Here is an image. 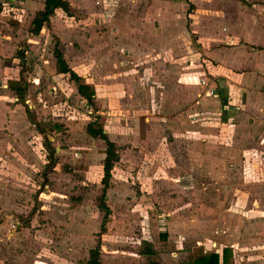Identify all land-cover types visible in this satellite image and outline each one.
<instances>
[{
    "label": "rangeland",
    "instance_id": "1",
    "mask_svg": "<svg viewBox=\"0 0 264 264\" xmlns=\"http://www.w3.org/2000/svg\"><path fill=\"white\" fill-rule=\"evenodd\" d=\"M86 1L92 12L64 16L61 32L92 33L94 42L99 39L110 50L127 52L123 65L144 64L150 29L158 37L164 32L169 48L163 51L166 44L154 39L153 77L145 81L139 77L143 72L137 71L141 86L147 87L137 97L138 104L149 105L147 114L156 118L150 123L142 119V128L151 124L158 128L151 138L158 140V147H168L167 172L157 162L160 152L135 161L130 169L123 167L135 160V154L140 156L126 143L124 163L113 169L107 190L110 215L101 235L100 264H189L202 247L212 251L225 245L236 248L231 264H262L264 125H258L256 114L247 109L232 114L231 129L218 118L222 107L212 102L209 92L213 89L215 94L216 89L208 86L203 91L201 86L203 78L210 80L211 59L190 32L192 0H167L168 11L163 14L165 0ZM20 8L17 0L0 7L4 9L0 15V264H87L105 215L100 206L103 184L80 170L65 175L59 164L72 156L81 160L84 150L96 152L101 143L81 135L82 125L93 114L68 82L59 84L65 77L55 74L54 49L59 40L51 24L32 35L30 18L21 21ZM129 36L136 37L133 55ZM116 57L109 54L106 62ZM163 66L175 70L166 75ZM20 79L23 98L7 86L9 80ZM204 95L210 101L192 108ZM35 121L44 133L36 132ZM54 123L62 128L50 130ZM78 124L73 136L65 129ZM127 129L131 136V128ZM44 134H56L57 139ZM71 137L82 144L73 146L78 156L56 149L68 147ZM194 142L200 144V159L193 153ZM142 164L144 181L130 175ZM142 240L151 241L156 253L143 256Z\"/></svg>",
    "mask_w": 264,
    "mask_h": 264
},
{
    "label": "crops",
    "instance_id": "2",
    "mask_svg": "<svg viewBox=\"0 0 264 264\" xmlns=\"http://www.w3.org/2000/svg\"><path fill=\"white\" fill-rule=\"evenodd\" d=\"M17 1L21 5V8L18 10V16L21 21H23L22 17L29 16V24L31 26V22L36 13L44 8L45 0ZM68 1L75 15L76 11L87 14L92 12L91 6L88 5L89 2L86 0ZM161 4L166 8L164 10L161 8L160 11L163 14L168 11V1L165 0ZM192 4L194 5L195 13L192 19V30L190 32L195 37H198L199 48L201 47L204 54L211 59L210 67L208 68L210 80H208L210 81L209 87L216 89V93L214 95L211 94L213 96L212 102L222 107L218 118L226 126V129H231L234 125L229 123V119L233 116L232 114L240 113L244 109H247L248 112L251 111V113L256 114V118L259 121L258 125H264V0H192ZM64 16L67 18L73 17L68 15L62 8H56L50 17L49 24H51L54 34L58 37L59 42L57 47L63 53L68 65L82 76L87 83L94 86L95 95L92 103L79 93L76 82L70 79L68 73L58 72L56 68V57H54L55 74L65 77L63 82L59 84L61 86L66 84V82L70 84L72 90H74V94L80 97L84 105L90 109V114H93L92 120L98 117L108 137L118 146L119 160L115 162L113 169L116 168V165L124 163V146L129 147L131 144L132 148H137L135 151L140 153V156L138 157L135 154V160L130 161L128 165L122 164L123 167L130 169L134 166L132 163L135 161L142 160L143 157H148L147 159L151 156L156 157L157 152H160L157 162L160 161V170L167 172L166 166L169 162L168 147L166 144L158 147V140L151 138V135L159 132L158 128L152 126V124L151 127H146L145 130L142 128V119L150 123L151 120L156 118L153 114H147V112L150 113L149 105L142 107L138 104V101L141 99L137 100V97L140 94L143 96L144 91L147 89L146 86H141L137 71L143 72L139 77L140 79H145V81L153 77L152 67L154 66L152 59L154 52L151 47L154 39H160L159 42L161 44H166V48L163 51L167 52L169 50L167 48V35L165 36L163 32L158 37V34L152 32L151 29L146 31L149 35H146L147 41L144 43V64L140 66H134L133 64L123 65L124 60H128L126 59L127 52L110 50L99 39L94 42L92 33L87 32L86 34L73 29L61 32L59 27L63 22ZM86 19L87 17H85ZM129 38H131V45H129L131 46V53L129 54L133 55L137 51L136 37L129 36ZM126 47L122 50H125ZM109 54L117 56L111 63L106 62ZM159 54L162 55L163 53L160 52ZM99 56H102V62H100ZM162 63V61L159 62V65L161 66ZM170 69L175 70L172 67H167V69L164 66L162 67L166 75H168L167 73ZM6 85L4 84V86ZM201 86H203V91L208 87L202 84ZM189 89L193 93L194 87H190ZM16 99L18 100V98ZM206 101H210V99L207 98V95H204L196 103H193L191 107L195 109L196 105ZM249 116L252 117V115ZM89 122L82 125L83 134L81 135L85 134L89 139L98 140L101 143V146H99L100 150L95 152L90 148V150H84L83 153L79 152L83 154V159L79 160V158L72 156L69 161L60 163L59 169L63 174L71 176L74 171L80 170L81 173L84 171L87 178L94 175L100 183L104 173L103 161L106 157L105 149L107 144L104 139L93 137L87 132L86 127ZM12 123V125H15L17 123L16 119H12ZM34 124L37 128V124L35 122ZM79 125H66L65 129L71 132L73 136L77 130L76 127ZM127 128H131V136ZM78 129H81V127ZM17 130V126L12 127L15 135L19 133ZM36 132L38 134L44 133L40 132L38 128ZM193 133L195 132L193 131ZM44 135L49 139L47 134ZM161 136L160 140L163 142L165 137L163 134ZM52 137L54 140L57 139L56 134ZM71 141L72 143H67L68 147L59 146L56 148L60 151V154L69 153L71 150L70 154L75 152L74 155L78 156V153L72 149L74 145L82 144L72 140V137ZM126 143H129V145ZM46 145L49 147V143ZM199 149L200 144L194 142L193 153L198 157L197 159L201 157ZM63 167L72 169L66 170ZM113 169L111 179H113L114 175ZM143 169H146L145 164H142L140 167L135 166V172L130 175L135 179L138 178L144 181L146 174ZM225 246L215 251L222 254ZM233 248L232 252L234 253L236 248ZM262 264H264V261Z\"/></svg>",
    "mask_w": 264,
    "mask_h": 264
},
{
    "label": "trees",
    "instance_id": "3",
    "mask_svg": "<svg viewBox=\"0 0 264 264\" xmlns=\"http://www.w3.org/2000/svg\"><path fill=\"white\" fill-rule=\"evenodd\" d=\"M62 8L68 15L73 16L75 14L73 8L70 5L68 0H45L44 8L38 11L33 18L30 26L31 34H39L43 26L50 21L51 15L55 12L56 8ZM55 57H56V68L58 72L68 73L70 75V79L76 82L79 93L84 96L89 102L92 103V100L95 95V88L92 84L87 83L85 79L80 76L77 72H75L66 62L63 53L60 51L58 47L54 49ZM23 79L20 80H9L8 86L15 90L21 98H23ZM37 128L40 132H44V127L40 124V122H36ZM50 130L61 129L62 126L58 123H54L49 126ZM87 132L93 137H100L106 141L107 147L105 149L106 157L103 161V191H102V199L100 202L101 208L105 210V215L103 217V221L101 224V230L98 233L99 238L96 246L90 249V258L87 261V264H100V255H101V235L107 231V222L109 220L110 215V207L106 203L107 198V190L110 186L111 178H112V169L115 165V162L119 160L118 146L113 142L105 132L103 124L99 122L98 117L94 120L90 121L87 124ZM53 162V161H52ZM66 170H71L68 167H63ZM140 253L141 254H154L156 250L151 241L142 240L140 243ZM232 257V248L225 246L223 248L222 254L216 252L215 250L207 251L204 247L200 250L196 251L189 262V264H231Z\"/></svg>",
    "mask_w": 264,
    "mask_h": 264
},
{
    "label": "built area",
    "instance_id": "4",
    "mask_svg": "<svg viewBox=\"0 0 264 264\" xmlns=\"http://www.w3.org/2000/svg\"><path fill=\"white\" fill-rule=\"evenodd\" d=\"M12 0H0V7L2 6V4H3V6H4V4H8V3H10ZM4 10V9H3ZM3 10H0V15H1V12L3 11ZM209 80H208V78H203L202 79V82H201V84L202 85H204V86H209ZM208 90V87H207V89H206V91ZM209 92L210 93H212V94H214V90L213 89H209Z\"/></svg>",
    "mask_w": 264,
    "mask_h": 264
},
{
    "label": "water",
    "instance_id": "5",
    "mask_svg": "<svg viewBox=\"0 0 264 264\" xmlns=\"http://www.w3.org/2000/svg\"><path fill=\"white\" fill-rule=\"evenodd\" d=\"M48 137H49V138H51V139H53V137H52V136H50V135H48Z\"/></svg>",
    "mask_w": 264,
    "mask_h": 264
}]
</instances>
